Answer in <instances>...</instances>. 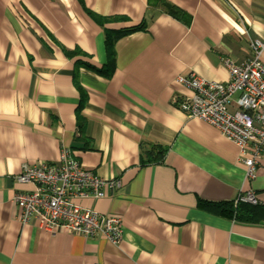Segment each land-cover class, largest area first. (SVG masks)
<instances>
[{
	"label": "crops",
	"instance_id": "obj_1",
	"mask_svg": "<svg viewBox=\"0 0 264 264\" xmlns=\"http://www.w3.org/2000/svg\"><path fill=\"white\" fill-rule=\"evenodd\" d=\"M84 3L109 19L106 28H146L117 40L112 77L79 68L80 107L75 63H107L104 27L79 0H0V264H264V224L198 206L238 202L248 191L264 204V163L247 179L239 147L176 103L192 94L179 76L227 81L226 58L244 61L249 41H264V0ZM63 46L88 56L70 58ZM152 145L166 152L149 155ZM64 148L122 180L105 198L77 200L121 217L120 241L22 223L14 196L35 185L15 175L25 164L57 163Z\"/></svg>",
	"mask_w": 264,
	"mask_h": 264
},
{
	"label": "built area",
	"instance_id": "obj_2",
	"mask_svg": "<svg viewBox=\"0 0 264 264\" xmlns=\"http://www.w3.org/2000/svg\"><path fill=\"white\" fill-rule=\"evenodd\" d=\"M249 47L251 55L244 61L226 58L227 81L208 80L195 73L179 76L177 81L192 94L176 98L189 117L218 128L239 147L238 159L246 166L247 179L264 163V41L251 39ZM15 179L35 185L14 196L22 223L35 219L41 229L53 234L62 231L88 238L105 236L113 242L122 239L121 217L77 203L81 198L107 197L108 191L122 187V180L100 176L70 149H63L57 163L25 164ZM238 200L258 203L252 191L240 194Z\"/></svg>",
	"mask_w": 264,
	"mask_h": 264
},
{
	"label": "trees",
	"instance_id": "obj_3",
	"mask_svg": "<svg viewBox=\"0 0 264 264\" xmlns=\"http://www.w3.org/2000/svg\"><path fill=\"white\" fill-rule=\"evenodd\" d=\"M79 1L82 4L85 12L97 24L104 27L105 24L109 21V19L89 9L85 5L84 0H79ZM162 4H164L166 10H168L170 14L178 18L187 19L184 12L180 10L178 7H175L174 5L168 2H164V1H162ZM145 28H146V25L144 22H142L141 24L137 26H133L130 28H124V29H109V28L104 27L107 63L103 67H96L95 65L83 59H78L76 61L75 70H74V81L82 95L80 107H82L83 104L85 103L86 96H85V92L83 88L79 84V68L85 67L105 77H108V78L112 77L116 70L115 44L117 40H119L121 37L125 35H128L138 30H144ZM62 50L65 53V55L70 58L75 57V56H82V57L88 56L79 47L73 50H69L63 46ZM152 150L157 151V155H156L157 158L161 157L166 152L165 147L152 145L150 151L148 152L149 155H151ZM198 206L201 209H204L213 214L228 217V218L234 219L239 222L251 223V224H264V204H260V203L252 204V203L244 202L241 200H239L238 202L236 201L209 202V201L199 200Z\"/></svg>",
	"mask_w": 264,
	"mask_h": 264
}]
</instances>
